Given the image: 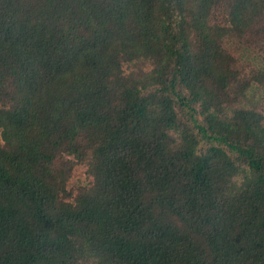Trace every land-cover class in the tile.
Listing matches in <instances>:
<instances>
[{
	"label": "trees",
	"instance_id": "trees-1",
	"mask_svg": "<svg viewBox=\"0 0 264 264\" xmlns=\"http://www.w3.org/2000/svg\"><path fill=\"white\" fill-rule=\"evenodd\" d=\"M0 264H264V0H0Z\"/></svg>",
	"mask_w": 264,
	"mask_h": 264
},
{
	"label": "rangeland",
	"instance_id": "rangeland-1",
	"mask_svg": "<svg viewBox=\"0 0 264 264\" xmlns=\"http://www.w3.org/2000/svg\"><path fill=\"white\" fill-rule=\"evenodd\" d=\"M86 173L85 169L83 166H79L76 168L74 175H73V180L74 184H78L80 182H85L86 181Z\"/></svg>",
	"mask_w": 264,
	"mask_h": 264
}]
</instances>
